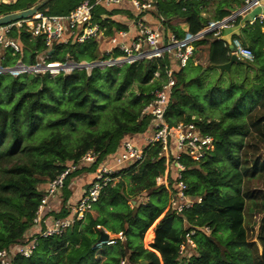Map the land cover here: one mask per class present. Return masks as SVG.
I'll list each match as a JSON object with an SVG mask.
<instances>
[{
	"label": "trees",
	"instance_id": "obj_1",
	"mask_svg": "<svg viewBox=\"0 0 264 264\" xmlns=\"http://www.w3.org/2000/svg\"><path fill=\"white\" fill-rule=\"evenodd\" d=\"M38 1L0 2V15L28 8ZM78 2L65 0L57 13L69 11ZM232 2L241 6L243 0H219L212 18L202 15L205 8L194 1L187 2L184 10L175 0H159L158 4L168 28L183 36L182 22H186L191 33H197L211 20L229 14L227 7ZM103 10H95V19ZM111 25L123 24L110 19L106 34L113 32ZM253 26L259 31L258 22ZM9 35L18 37L22 46L20 59L26 64H33L40 55L48 61L65 59L60 46L56 45L47 55L42 40L31 38L23 29ZM247 40L253 60L247 66L234 62L228 71L216 68L230 58L229 48L222 40L206 33L194 42L195 49L204 48L207 55L208 66L203 74L213 71L219 78H226L210 88L189 90V82L181 71L172 72L175 84L165 120L175 124L189 120L197 111L200 131L214 138V149L200 160L194 161L184 154L179 157L184 166V193L192 200L191 205L179 212L166 207L167 189L155 182L164 172L165 158L160 154V142L155 141L145 146L141 161L119 169V178L106 186L94 203L91 210L95 208L96 215L90 214V210L61 234L39 236L32 254L16 257L13 264H56L60 257L64 264H120L121 260L124 264H264V222L258 234L260 252L250 240L247 227L250 207L256 212L264 211V191L245 184L251 176L264 174V160L251 163L247 150H236L242 145L241 135L253 139V144H245L247 149L258 150V141H264V49L255 40ZM64 51L75 62L101 57L93 39L70 44ZM1 53L4 57H0V65L6 66L20 56L0 46V56ZM166 62L169 63L168 58L163 56L120 66L93 67L89 71L73 68L54 76L0 73V249L24 240L46 182L58 175L66 163L72 161L79 166L66 176L61 205L49 213L53 217L68 214L70 178L87 169L94 172L96 163L89 167L79 163L86 152L97 154V162L116 152L123 138L136 134L135 139H139L150 133L151 116L141 112L154 97L148 81L156 69L162 76L165 74ZM195 81L199 82L198 78ZM173 158L171 153L170 161ZM124 174L129 176L128 184L122 179ZM173 175L171 169L170 185ZM144 193V197H163L156 202L151 198L142 201L139 197ZM129 198L134 201L132 206L128 204ZM162 214L154 235L148 228ZM175 218L178 223H174ZM100 227L121 231L125 245L117 239L114 246H95ZM146 231L145 241L153 240L149 248L142 242ZM188 236L195 246L188 243ZM185 246L194 247V253ZM101 248L104 257L99 260L95 252Z\"/></svg>",
	"mask_w": 264,
	"mask_h": 264
},
{
	"label": "built area",
	"instance_id": "obj_2",
	"mask_svg": "<svg viewBox=\"0 0 264 264\" xmlns=\"http://www.w3.org/2000/svg\"><path fill=\"white\" fill-rule=\"evenodd\" d=\"M13 1L15 0H0L3 3ZM157 1L79 0L72 9L65 13H50L39 9L29 17L2 24L0 25L1 49L8 48L13 55L19 54L20 56L10 66L0 65V73L8 71L17 75L23 72L36 73L42 71L44 74L54 76L60 72H70L73 68H85L89 71L93 67L120 66L123 63H137L143 59L163 56L168 58V64H171L173 59L180 68H184L193 58L194 42L197 39L202 38L206 33H211L213 37L221 36V31L228 28L236 16H241L244 19L253 7L260 6L262 2V0H243L238 10L225 18L211 20L197 33H191L186 22L181 23L184 34L178 36L176 32L168 28L165 19L157 11ZM175 1L180 3L194 1L200 6L202 5L203 9L210 2V0ZM122 4L131 11L126 25L124 24L126 27L106 34L111 15L104 12L95 19V10L97 8L108 10L114 8L115 5ZM182 8L185 9V5ZM204 12L203 10L202 15ZM255 22L264 24V11L246 17L242 23L243 26H246ZM131 26H134V30L130 29ZM22 29L31 38L39 37L42 40L47 55L54 50L56 45L60 46V52L64 53L65 59L63 61L60 59L48 61L40 55L33 64L24 63L20 59L22 46L18 37L9 35L12 31ZM89 39L104 43L100 50V58L89 62H75L72 56L64 51L70 44H81ZM228 54H233L247 62L254 58L250 47L243 44L238 36L231 38ZM0 57H4L3 53ZM168 64L167 62L164 64L165 74L163 76L156 69L148 81L149 87L153 88L154 97L143 107L141 113L151 116L150 133L143 135L142 141L131 136L123 138L116 152L97 162V154L91 151L86 152L80 158L79 163L87 167L96 163L90 181L83 185L81 193L74 201L66 203L68 208L66 216L53 217L49 213L50 211H57L61 205V193L66 176L79 166L78 163L72 161L66 163L58 175L46 182L40 203L32 218V225L25 234L24 240L0 249V264H13L16 257H29L37 245L39 236L61 234L64 228L70 226L75 219H82L92 209L105 187L119 178V169L131 162L141 161L145 156V146L155 141L160 142L162 150L160 154L164 155L165 158L164 172L156 177L155 182L163 184L167 189L169 197L167 207H172L179 212L182 207L191 205L192 200L184 193L186 184L181 174L184 166L180 163L179 157L184 154L194 161L200 160L214 149V138L200 131L198 119L194 115L189 120H181L175 124H170L165 120V112L169 106L175 84V78L172 74L174 70ZM170 144H172V148ZM171 153H173V161L169 159ZM171 169H174L172 185H170L169 180ZM205 229L209 230L208 227ZM119 232L116 239L108 237L107 240H98L95 246L113 245L117 239H122L123 234L121 231ZM187 241L191 246H194L190 237L187 238ZM180 249H183L182 245ZM120 264H124V260H121Z\"/></svg>",
	"mask_w": 264,
	"mask_h": 264
},
{
	"label": "rangeland",
	"instance_id": "obj_3",
	"mask_svg": "<svg viewBox=\"0 0 264 264\" xmlns=\"http://www.w3.org/2000/svg\"><path fill=\"white\" fill-rule=\"evenodd\" d=\"M65 0H50L45 6H43L41 9L42 10H46V11H49L50 13H57V9L59 10L62 3L64 2ZM219 0H213L212 3L210 2L209 4H207V6L205 7L204 9V15L205 16H209L210 18H212L213 14H214V8L217 4ZM264 3V2H263ZM241 6H237V4L233 3L229 5L228 8V11L229 14H231L233 11L235 10H238ZM252 13V11L250 12ZM228 15H225L223 18L229 16ZM184 22H182L183 24ZM242 43L244 44L245 42L242 40ZM196 58V65H192L191 63L189 64V66H187L183 72H182V76L185 78V80L188 83V86L186 87L187 89L189 90H195V89H198V87H200L201 89H205V88H210V83L213 84V74L211 73L210 76H205V83H202V84H197V82L195 81L197 78H198V74H199V67L202 66V67H205V66H208V63H207V55L204 51V48H199L197 47L195 49V56H194V59ZM83 62V61H81ZM8 72V71H6ZM5 72V73H6ZM210 72V71H209ZM10 73V72H8ZM28 74H31V72H27ZM22 74V73H20ZM18 74V75H20ZM44 74V73H43ZM207 83H209L207 85ZM215 83V82H214ZM194 116L198 118L199 116V113L197 111H194L193 112ZM246 116H243V118H245ZM147 133V132H145ZM144 133V134H145ZM240 137H244L243 138V141H242V145L237 148V152L240 153L243 148L244 150H247V158L249 160V162H253L255 160H264V141L262 140H259L258 141V147L259 149L256 150L254 147H250L247 149V147L245 146L246 143L248 144H253V139L250 138V136H245V135H241ZM238 137V138H240ZM140 141H142V136L139 138ZM264 173V172H263ZM125 184H128V180H129V176L128 174H124L122 176ZM245 184L250 188V189H260V190H263L264 191V174H262L261 176L259 175H253L251 176L250 178H248V180H246ZM128 186H126L127 188ZM227 192H230V190L228 189ZM168 194V192H167ZM144 195H146L145 193L139 197V199H141L142 201H144L145 199L147 198H151L152 201L156 202L157 199H161L163 196L161 195L160 197H158L156 194H151L149 195L148 197H144ZM133 200L131 201V198H129V201H128V204L129 206H132L133 204ZM168 202H169V197L167 195V204H166V207L168 206ZM171 211V210H170ZM172 212V211H171ZM171 212H167L168 216L171 217ZM248 213L250 214L248 217H247V221H248V230H249V235H250V240L254 241L258 247V250L259 252L261 251V245H260V240H259V237H258V234H259V230H260V226L262 225V223L264 222V211L262 212H256L255 209L253 207H250L248 209ZM90 214H93V215H96L97 214V211L96 209L94 208L93 210L90 211ZM163 216V214L148 228V229H152L153 232H154V235H155V224L157 223V221ZM174 223H178V220L175 218L173 219ZM184 226L186 227V223H184ZM103 231H106L109 235V237L111 238H117L119 235V231H110V230H107L106 228H102L100 227ZM147 231L145 232L144 234V237H143V245L144 247L146 248H149L150 244L152 243V241L150 242H146L145 241V235H146ZM147 236V235H146ZM154 238V237H153ZM133 240V238H131ZM122 243L125 245V237L122 236V239H121ZM115 245V243H114ZM113 245V246H114ZM194 246H195V243H194ZM186 250L188 249V252L190 253H194V247H186ZM103 248L101 249H98L95 253H96V256L99 258V260H101L103 257H104V252H103ZM186 255H188V253L186 252ZM56 264H64V258L63 257H60Z\"/></svg>",
	"mask_w": 264,
	"mask_h": 264
},
{
	"label": "crops",
	"instance_id": "obj_4",
	"mask_svg": "<svg viewBox=\"0 0 264 264\" xmlns=\"http://www.w3.org/2000/svg\"><path fill=\"white\" fill-rule=\"evenodd\" d=\"M159 3V0L157 1ZM264 0H262L261 2V5L260 6H256V7H253L247 14L246 16L244 17V19H242L241 16H236V18L234 19L233 22H231V25H229L228 28H225L221 31V36L219 37H215V38H219L220 40L223 41V43L225 45L228 46V48H230V40L232 37L234 36H238V38H240V40L244 41L245 40V45L249 46V43H248V38H251L252 40H255L256 44L258 46H261V45H264V24L261 25L259 23V31L252 25H246V26H243V23L246 19V17H250L254 14H257L261 11H264ZM186 4L187 3H181V9L184 10L182 7L183 5H185L186 7ZM158 6V12L161 14L160 10H159V4H157ZM114 8H110L108 9L105 13L107 15H111V17H109V21L110 19L111 20H114L115 22H121L123 25H120L119 27H115L114 25H111V28L114 30L116 29H120V28H125L126 26V22L128 21V18L130 17V9L124 7V5H115L113 6ZM104 9V8H102ZM116 9V11H118L117 13L115 12H112V14L110 13L111 10H114ZM106 9H104L102 11V13H104ZM236 11V10H235ZM233 11V12H235ZM252 11V13H250ZM162 15V14H161ZM228 15V14H227ZM230 15V14H229ZM129 23V22H128ZM125 24V25H124ZM131 30H134V26H131L130 28ZM96 41V40H95ZM98 43V41H96ZM104 46V43L101 42V43H98V49L99 51L101 50V48ZM201 46H204V45H201ZM205 46H207V44H205ZM230 56V55H229ZM247 62V61H246ZM170 66L173 68L174 71H181V73L183 72V70L189 66V64L191 63L192 65H196V58H192L189 63L187 64L186 67L184 68H180L178 66V64L176 63L175 60H171L170 62ZM234 63V62H233ZM248 63V62H247ZM231 67V66H230ZM206 69V66L205 67H202L199 71V76H198V80L200 84L202 83H205V76H210L211 73L213 74V78H212V82L214 83H217V82H222L224 80H226L225 76L222 77V78H219L217 74H215L213 71H210V72H207V73H204V70ZM221 71V70H220ZM223 71V70H222ZM209 83H207L208 85ZM203 85V84H202ZM211 85V83H210ZM205 86V85H203ZM136 135V134H135ZM135 135H133L132 137H134ZM92 174H93V171H89L88 169L85 171H80L77 175H75L74 177L70 178V182H69V188L71 189V195L69 197V201H74V199L81 193V190H82V187L83 185H85L86 183H88L92 177ZM154 237V236H153Z\"/></svg>",
	"mask_w": 264,
	"mask_h": 264
},
{
	"label": "water",
	"instance_id": "obj_5",
	"mask_svg": "<svg viewBox=\"0 0 264 264\" xmlns=\"http://www.w3.org/2000/svg\"><path fill=\"white\" fill-rule=\"evenodd\" d=\"M49 1L50 0H39L38 2H36L35 4H33L32 6H30L28 8L2 14V15H0V25L9 23V22L17 20V19L29 17L30 15L35 13L37 10H39L43 6H45ZM233 62H240V63H243L245 66L248 65V63L246 61H244L241 58L232 54V55H230V58L227 62L217 65L216 68L221 70V71L222 70L228 71ZM36 74L43 75V72L39 71V72H36ZM108 237H109L108 233L106 231L102 230L100 232V236L98 239L100 241H102V240H107Z\"/></svg>",
	"mask_w": 264,
	"mask_h": 264
}]
</instances>
